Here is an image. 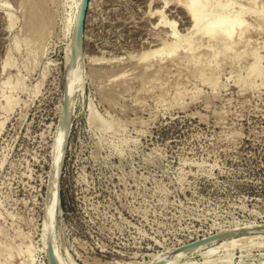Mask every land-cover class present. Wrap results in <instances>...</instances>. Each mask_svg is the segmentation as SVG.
<instances>
[{"label": "rangeland", "instance_id": "obj_1", "mask_svg": "<svg viewBox=\"0 0 264 264\" xmlns=\"http://www.w3.org/2000/svg\"><path fill=\"white\" fill-rule=\"evenodd\" d=\"M80 1L0 0V264H52L54 245L63 264H264V0H209L204 24L228 19L212 38L163 3L88 0L74 57ZM242 5L241 36L203 49ZM161 41L175 52L145 59Z\"/></svg>", "mask_w": 264, "mask_h": 264}, {"label": "bare ground", "instance_id": "obj_2", "mask_svg": "<svg viewBox=\"0 0 264 264\" xmlns=\"http://www.w3.org/2000/svg\"><path fill=\"white\" fill-rule=\"evenodd\" d=\"M81 1H80V3L77 6V10L78 11H77V13L75 15V20H74V24H73L74 36H75L76 27H77V25L79 23L78 22L79 21V15H80V12H81V8H79V7H80V4H81ZM92 1H90V3H89V9L92 7V5L94 3V2L92 3ZM153 1L156 4H162L163 3V7L164 6L165 7L166 6H170V8H176V9H178L180 11H183V14L185 15L183 18H185L187 20V22L185 21L187 23L186 26L188 25V27L186 28V31L188 32L187 36H190V37L192 35H194V34H197V33H200L201 32L200 35L202 34V36H206L207 38H212V37H214V35L216 33H220V31L222 30L223 26L228 21L226 14H222L220 16V18L218 20H215L211 25L206 26L204 24L205 23V19H207L206 16H207V7H208L209 0H153ZM229 5H230L229 0H226V2L222 6L223 10H226ZM242 6L235 13V15L231 18L230 26L226 30L223 31L222 35H220V37L216 40V42L213 43V44H208V43L202 44L201 47H203V49L205 48V50H209V49H206V47L207 48L209 47L210 49L211 48H214V47H217L220 44L221 41L224 43L223 45L227 48L228 47V43H229V41L232 40V37H233L235 31H237V34L239 36H241V34L244 32L243 31L244 21L241 18L243 16V14L246 12L245 11V8H244L245 6H243V7ZM81 7H82V5H81ZM160 7H162V6H160ZM163 7L160 10H156L157 9L156 8L154 11L153 10L152 11L153 12L156 11V14L157 13L160 14L161 18L159 17L157 19V22H158V20H161V23L159 22V24H165L167 26L169 25V29L170 28L172 29V33H171L172 34V37H174L172 39L176 40V37L178 36L179 31L176 29V27H175L176 25H175V22L174 21H172V20L169 21V20H167V18H165L166 17L165 16L166 14H164L163 11H162V10H165V9H163ZM254 13L257 14L258 11H255ZM37 26L38 27L35 26L36 28H39V29H36V30H38L37 33H40L41 32V29L43 30V28H40V25H37ZM163 27H165V26H163ZM39 30H40V32H39ZM184 33H186V32H184ZM36 35H38V34H36ZM185 36H186V34H185ZM72 40H73V37H72ZM144 41H146V40H144ZM164 43H166V45H167V42L166 41ZM164 43L162 44V47H163V45H165ZM74 44H75V42H74ZM149 46H151V45H149ZM160 46H161V44H160ZM75 47H77L76 48V51H77L76 52V54H77L76 56L79 57V55H80V52L79 51L80 50H79L78 43L75 44ZM156 47H157V49L154 48L156 50H153V49L150 50V48H149L147 50L148 52H146V53L144 52L145 53V54L143 53L144 58L147 59L146 57L149 58L151 56L152 57L155 56L156 54H161L162 51H164V50L167 49V48L165 49L164 47L162 49H159L158 46H156ZM168 47H169V49H167L168 50L167 51V55L172 54L173 51L175 52V44H172L171 43V44L168 45ZM228 49H229V47H228ZM5 67H6V65H5ZM252 73L253 72H251V74ZM75 83H76V80L74 78H70L69 81H68V99L69 100L72 98V95H73V93L75 91ZM63 123H64V121L61 124L60 134L58 133L57 147H55L54 152H53L55 154V158L56 159H53L52 158V162H51L50 188H49L48 197H47V201H46V205H45V219L44 220L49 225V227H50L51 221H52L51 213L54 210V207L56 206L57 201H58V179H59V172H60V168H61V162H62V158H63V157H61L62 156L61 148H62V145H63L61 142H62V140H63V138H64V136L66 134L67 127H68L67 124H66L67 121H66V123L64 125H63ZM60 135H61V138H60ZM48 225H46L47 228L45 226L46 229L49 228ZM262 229H264V228H262ZM48 230L51 231L50 228ZM238 232H235V233L237 234ZM233 234L234 233L228 234L227 236H231L232 237ZM241 235H244V234H241ZM227 238H229V237H227ZM227 238H222V239H227ZM205 241H203L204 243L202 242L200 244V246L197 245L194 248L193 247H190L191 249L190 248H179V249L176 250V252H182V251L184 252V251H187L188 249H190V250H197L199 247H201L203 245H207L208 243L217 242L218 241V235H216L215 237H212V238H210L208 240L205 239ZM54 247H55V245L52 248V252L53 253L51 251H49V250H48V253L51 254V256H52V254H54L53 255L54 259L53 260L55 261L56 264H63L62 261H61V259H60V257H59V255H58V253L56 252L58 250V248H57V250H56V248L54 250ZM30 248H31V246L28 247L27 252L31 255L32 253H31V249ZM8 250H10V249H8ZM28 253H27V255H28ZM182 254H184V253H181L180 255H182ZM8 257L10 258V256H8ZM169 260H170L169 258H165L161 254H155V255H153L151 257V259L148 261L147 264H170V263H167V262H169ZM261 263H264V262H261Z\"/></svg>", "mask_w": 264, "mask_h": 264}, {"label": "water", "instance_id": "obj_3", "mask_svg": "<svg viewBox=\"0 0 264 264\" xmlns=\"http://www.w3.org/2000/svg\"><path fill=\"white\" fill-rule=\"evenodd\" d=\"M87 5H88V0H83L82 1V7H81V12H80V15H79V23L76 27V31H75V44L78 43L79 45V49H81V43H82V31H83V25H84V18H85V13H86V9H87ZM76 48L74 46V50H73V55L75 57L76 55ZM75 54V55H74ZM75 58H72V60H74ZM71 62V61H70ZM68 98V89H67V85L65 87V109H64V123L63 125L66 123L67 121V117H68V106H67V99ZM264 230V229H263ZM236 235V233L233 234V236ZM227 237H231V236H225V235H221V236H218V240L219 239H222V238H227ZM210 238V237H209ZM208 239V238H207ZM203 241H205V239L203 240H200V241H196V242H193V243H190L188 245H186L185 247H181V248H190V247H195L197 245H200ZM206 242V241H205ZM204 243V242H203ZM49 258H50V261L52 264H56L55 261L53 260L51 254H49Z\"/></svg>", "mask_w": 264, "mask_h": 264}]
</instances>
